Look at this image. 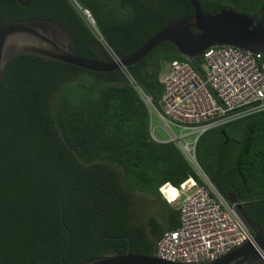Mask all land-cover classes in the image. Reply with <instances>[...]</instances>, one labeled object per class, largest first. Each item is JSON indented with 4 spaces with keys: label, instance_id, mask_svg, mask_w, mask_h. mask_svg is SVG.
<instances>
[{
    "label": "trees",
    "instance_id": "trees-1",
    "mask_svg": "<svg viewBox=\"0 0 264 264\" xmlns=\"http://www.w3.org/2000/svg\"><path fill=\"white\" fill-rule=\"evenodd\" d=\"M76 1L121 59L193 14L188 0ZM199 2L208 13L230 7L254 18L264 8V0ZM0 18L59 23L79 56L97 60L88 46L94 36L69 0H0ZM173 60L189 62L162 43L127 68L130 77L33 55L9 62L0 86V264H81L127 251L155 256L162 235L180 226V212L159 188L189 178L206 187L175 143L152 138L151 113L137 91L163 113L161 76ZM189 63L204 73L202 58ZM195 154L221 197L233 194L264 230V111L206 131Z\"/></svg>",
    "mask_w": 264,
    "mask_h": 264
},
{
    "label": "built area",
    "instance_id": "built-area-1",
    "mask_svg": "<svg viewBox=\"0 0 264 264\" xmlns=\"http://www.w3.org/2000/svg\"><path fill=\"white\" fill-rule=\"evenodd\" d=\"M108 57L128 77L127 68L97 29L91 12L76 0H69ZM263 53L252 54L233 47H212L202 55L201 75L189 62L164 63L161 76L163 113L150 97L137 91L162 123L169 139L201 175L205 186L189 178L179 188L166 183L159 192L166 202L180 212V226L166 231L157 242L155 256L175 263H201L214 260L230 250L251 242L264 263V254L234 207L229 205L201 171L195 154L199 137L206 131L234 120L264 111Z\"/></svg>",
    "mask_w": 264,
    "mask_h": 264
},
{
    "label": "water",
    "instance_id": "water-1",
    "mask_svg": "<svg viewBox=\"0 0 264 264\" xmlns=\"http://www.w3.org/2000/svg\"><path fill=\"white\" fill-rule=\"evenodd\" d=\"M193 14L174 20L149 38L131 55L121 59L129 68L144 60L162 43L172 44L187 61L202 57L212 47H233L254 55L264 52V8L258 18L240 13L230 7L208 13L202 10L199 0H188ZM21 6L30 5L33 0H16ZM75 39L62 25L51 20L32 18L7 24L0 18V86L9 62L22 55H33L46 61L63 62L75 67L94 71L111 72L119 69L102 45L94 40L88 43L97 56L89 60L79 56L73 49ZM224 134V131H222ZM211 184V183H210ZM249 230L254 244L264 254V230L255 224L237 203L233 194L226 197ZM81 264H185L131 253L106 255ZM193 264H264L254 245L246 241L224 255L201 263Z\"/></svg>",
    "mask_w": 264,
    "mask_h": 264
},
{
    "label": "rangeland",
    "instance_id": "rangeland-1",
    "mask_svg": "<svg viewBox=\"0 0 264 264\" xmlns=\"http://www.w3.org/2000/svg\"><path fill=\"white\" fill-rule=\"evenodd\" d=\"M151 130L156 139L160 141H165L169 139L168 134L162 129L161 121L154 114H151ZM140 208L142 209L144 207Z\"/></svg>",
    "mask_w": 264,
    "mask_h": 264
}]
</instances>
